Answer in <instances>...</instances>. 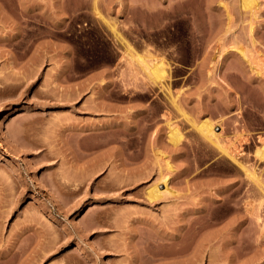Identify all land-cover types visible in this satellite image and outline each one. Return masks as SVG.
<instances>
[{"label": "rangeland", "instance_id": "obj_1", "mask_svg": "<svg viewBox=\"0 0 264 264\" xmlns=\"http://www.w3.org/2000/svg\"><path fill=\"white\" fill-rule=\"evenodd\" d=\"M258 1L0 0V264H264Z\"/></svg>", "mask_w": 264, "mask_h": 264}, {"label": "bare ground", "instance_id": "obj_2", "mask_svg": "<svg viewBox=\"0 0 264 264\" xmlns=\"http://www.w3.org/2000/svg\"><path fill=\"white\" fill-rule=\"evenodd\" d=\"M243 4L244 6L254 9L258 6L259 1L258 0H243ZM114 30H116L115 26H112ZM161 59V58H160ZM153 60H155L153 58ZM165 62L164 60H156L153 61L152 64L150 63L149 65V69L151 70L149 73H151L152 76V81L153 83L155 82H159L163 77L166 76V66H165ZM168 76H170V73H167ZM154 83V84H155ZM169 88V87H168ZM173 102H175L174 99H172ZM200 130L205 134L206 137H208L210 140H212L213 142H215L219 148H221V150L228 154L230 157H232L235 161H237V157L234 153H232V151H230V148L224 144V140L222 138V135L220 134V131H218V129L216 128V123L213 120L210 119H204L203 122L199 125ZM172 136L176 134V131L171 132ZM262 150L259 151V153H261ZM244 166V165H243ZM246 168V170H248L249 172H254L253 170H250L249 168H247L246 166H244ZM164 178V182L165 184L168 183L167 182V177H162ZM159 182V181H158ZM154 183V185H152L153 187H151L148 191L149 193V197L150 198H155L160 194V183ZM167 187H165L166 189H168V185L166 184ZM165 185V186H166ZM160 189V190H159ZM167 191V190H166ZM165 192V190H164ZM168 193L170 191H167Z\"/></svg>", "mask_w": 264, "mask_h": 264}]
</instances>
